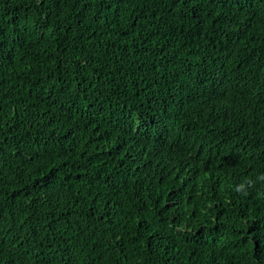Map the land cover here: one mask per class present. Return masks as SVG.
Instances as JSON below:
<instances>
[{
	"label": "trees",
	"instance_id": "obj_1",
	"mask_svg": "<svg viewBox=\"0 0 264 264\" xmlns=\"http://www.w3.org/2000/svg\"><path fill=\"white\" fill-rule=\"evenodd\" d=\"M0 264H264V0H0Z\"/></svg>",
	"mask_w": 264,
	"mask_h": 264
}]
</instances>
